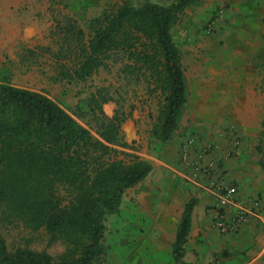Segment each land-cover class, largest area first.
<instances>
[{"label":"trees","instance_id":"obj_1","mask_svg":"<svg viewBox=\"0 0 264 264\" xmlns=\"http://www.w3.org/2000/svg\"><path fill=\"white\" fill-rule=\"evenodd\" d=\"M196 1L124 3L94 18L87 39L77 26L62 30L66 49L57 58L59 79L86 82L114 57L122 59L128 79L141 77L151 93L159 94L162 101L151 135L168 143L190 96L172 30ZM111 101L107 91L98 90L87 102L98 126L95 137L47 95L17 88L9 79L0 85V224L21 225L34 233L44 230L50 243L65 246L54 259L47 251L11 252L0 237V264H105L106 219L121 213L125 193L153 171L138 156L130 163L118 159L126 155L118 148H131L121 138L124 115L104 118L103 106ZM261 167L264 171V155ZM195 205L191 199L184 206L172 245L174 264H188L186 244Z\"/></svg>","mask_w":264,"mask_h":264},{"label":"rangeland","instance_id":"obj_2","mask_svg":"<svg viewBox=\"0 0 264 264\" xmlns=\"http://www.w3.org/2000/svg\"><path fill=\"white\" fill-rule=\"evenodd\" d=\"M175 1L0 0V85L9 79L17 88L47 95L95 137L98 126L89 115L87 102L98 90H105L112 101L103 106L104 118L110 120L116 112L125 117L121 138L131 149L118 148L126 154L120 155L119 160L130 163L133 156H138L152 164L153 177L170 175L177 180L179 174L185 175L187 170L181 161L182 150L185 145L193 144V153L202 151L205 162L214 165L207 177L202 175L197 178V184H213V187L208 188L216 191L215 185L228 173V162L237 160L242 153L259 159L264 155V86L247 87L243 84L240 94H221L211 98L207 89L203 88L201 91H207V97L199 106L205 111L206 117L192 115L191 110L195 105L190 92L188 108L175 136L168 143H162L151 135L162 100L159 94L151 93V88L143 78L131 80L125 76L122 68L126 62L122 59L114 57L108 68L101 69L86 82H69L58 77L60 61L57 58L66 49V34L62 30L77 26L87 39L90 22L106 10L112 11L124 3L166 6ZM228 6L226 4L218 8L224 9L222 19L216 14L201 25L202 36L205 37L198 41L185 39L186 42H181L179 38L183 24L182 21L177 22L173 37L184 64H188L185 55L187 47L199 46L218 53L209 56L212 61L208 62L229 63L235 66L236 71L237 66L254 73L259 69L260 76L264 78V32L259 36L258 31L252 30L247 24H235L232 18L227 20ZM242 26L244 30H241ZM224 84L228 85L227 82ZM216 99L220 101L215 102ZM233 184L237 187V184ZM176 189L178 191L177 185ZM143 191L140 186L128 190L123 197L121 213L106 219L105 264H174L171 246L175 230L171 231L169 226L160 224L161 220L169 221L170 216H160L158 209L142 202L140 197ZM179 192L182 196L192 193L186 188H181ZM216 211L212 212L213 216ZM0 237L6 241L11 252L18 249L47 251L57 259L65 251L61 242L50 243L44 230L34 233L21 225L5 227L0 224ZM213 256L214 261L209 264H226L232 258L227 251H214Z\"/></svg>","mask_w":264,"mask_h":264},{"label":"crops","instance_id":"obj_3","mask_svg":"<svg viewBox=\"0 0 264 264\" xmlns=\"http://www.w3.org/2000/svg\"><path fill=\"white\" fill-rule=\"evenodd\" d=\"M226 4L229 5L227 20L232 18V22L238 25L245 23L252 30L258 31L259 36H261V32H264V0H197L195 4L189 6L190 8L187 7L180 16L179 21H182L183 24L180 41L186 42L185 39L198 41V39L205 37L202 36L201 25L210 21L214 15L216 16L218 8L223 5L226 6ZM241 30H244L243 26ZM254 46L259 48L257 44ZM210 50V48L205 49L199 46L187 47L185 55L187 54L186 62L188 64H184V58H182L186 77L191 86L190 92L194 96L193 103L195 106L191 110L194 117H199V115L206 117L204 116L205 111L199 104L207 97V91L211 98L221 94H240L243 84L247 87L264 86V78L260 76L259 69L257 73H254L243 66H237L238 71H240L238 74L232 64L208 62L212 61L209 56L218 55L216 50H213L214 52H210ZM225 82L228 85L224 84ZM203 88L207 91L202 92ZM237 88L239 90H236ZM246 92L250 93L249 91ZM219 101L216 99L215 102ZM197 128H199L198 125ZM226 166L228 173L224 175V178L227 182L237 184L242 198L249 203V198L255 197L262 204L257 217L253 219L250 225L241 227L238 232L230 235H222L213 228L214 216L212 212H215L216 209V197L213 191L208 188V186L211 187V184L199 186L197 181L192 180V172L189 169L186 170L185 175L179 174L180 177L177 180L171 178L170 175L153 177L151 173L142 184L137 186H140L142 191L146 190L141 194L140 200L142 202L151 204V208L158 209L160 216H170L169 221L161 220L160 224L161 226H169L171 231L175 230V236L172 237L173 243L185 204L191 199L196 201L191 219V230L186 244L185 260L188 264L212 263L214 251L230 253L232 258L228 259L226 264H264V171L261 167V158H251L242 153L237 160L228 162ZM171 170L174 171V169ZM153 182L155 186H153ZM168 183L171 185H167ZM181 188L190 189L192 193L182 196L179 192Z\"/></svg>","mask_w":264,"mask_h":264},{"label":"built area","instance_id":"obj_4","mask_svg":"<svg viewBox=\"0 0 264 264\" xmlns=\"http://www.w3.org/2000/svg\"><path fill=\"white\" fill-rule=\"evenodd\" d=\"M218 18L224 16V9L217 11ZM210 32V31H209ZM203 152L193 153V144L184 146L181 155L183 165L192 172V180L207 174L214 168L212 163H206ZM213 187V184L212 186ZM216 213L214 215L213 228L222 235H230L238 232L241 227L248 226L257 217L261 202L258 198H249V203L242 198L238 187L233 183L222 179L215 185Z\"/></svg>","mask_w":264,"mask_h":264}]
</instances>
